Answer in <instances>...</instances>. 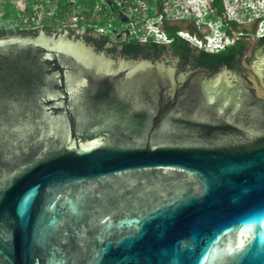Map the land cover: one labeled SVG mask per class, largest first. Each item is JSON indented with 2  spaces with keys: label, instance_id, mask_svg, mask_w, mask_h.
<instances>
[{
  "label": "water",
  "instance_id": "1",
  "mask_svg": "<svg viewBox=\"0 0 264 264\" xmlns=\"http://www.w3.org/2000/svg\"><path fill=\"white\" fill-rule=\"evenodd\" d=\"M247 69L0 36V264H264V61Z\"/></svg>",
  "mask_w": 264,
  "mask_h": 264
},
{
  "label": "trees",
  "instance_id": "2",
  "mask_svg": "<svg viewBox=\"0 0 264 264\" xmlns=\"http://www.w3.org/2000/svg\"><path fill=\"white\" fill-rule=\"evenodd\" d=\"M41 1L43 2L44 0H25L21 3L19 0H0V36L7 34L36 36L41 30L58 35L65 31H69L71 36L84 38L88 43L94 45L97 50L105 51L112 56L120 55L128 58H138L143 56L139 55L141 47L148 50L159 44V42L155 41L153 38L142 41L140 39V36L142 35L141 31L133 32L127 35L123 40L119 38L115 41L111 37L112 35L110 31L114 30L117 25L121 26L123 24V21L120 18V15L124 13L122 12L123 8L115 5L117 2L114 1L116 0H50L49 5L51 7L53 6L55 11L51 16H45L44 18L41 17L42 24L36 25L34 20L38 18V16L34 14V5L36 3H41ZM147 1L149 14L151 16L155 14L154 10L156 5L160 8V12L163 13L165 19L166 13L164 12V0ZM99 4H101L102 7L97 10L96 7ZM126 5L127 4H124L123 6L125 7ZM214 5L217 8H224L222 0H215ZM76 8H80L85 17L78 28L69 26L67 22L70 14ZM107 12H114L117 18L110 19V17L106 15ZM25 17L30 18V21H32L30 25H27L30 21L27 24L24 23L23 19ZM59 21L64 25L57 24ZM84 26V31L80 32L79 30ZM98 27H107L110 31L108 30L106 33H101L98 31ZM178 29L179 27L173 26L168 30L163 29V31L171 39L170 46L175 51L185 53L189 50L187 44L190 41L179 36L177 34ZM226 34L232 37L229 29ZM259 39L264 49V34L259 37ZM119 50H122L123 52H120ZM240 54L241 48H239V46L229 45L225 49L217 52L210 53L201 51V53L196 56L195 63L208 67V69H211V73H213V71L214 73H217L222 67H224V65L226 67H233L237 58L240 57ZM144 58H146V56ZM202 70L198 69L193 71H199L204 74Z\"/></svg>",
  "mask_w": 264,
  "mask_h": 264
},
{
  "label": "flooded vegetation",
  "instance_id": "3",
  "mask_svg": "<svg viewBox=\"0 0 264 264\" xmlns=\"http://www.w3.org/2000/svg\"><path fill=\"white\" fill-rule=\"evenodd\" d=\"M151 1V0H149ZM223 1L224 8H217L214 3L215 0H201L199 7L196 8V16L192 17L189 25H184V16L177 18L175 22H172L169 18V14L163 17L161 28L162 30H168L170 27L177 26V34L181 36L182 31L186 30L187 32L194 33L195 37L201 39V43L188 42L189 50L187 52L175 51L170 45V43H159L157 46H154L148 50H145L143 47L139 50V55H143L146 58H149L153 61H164L167 64H177L180 67H184L185 70H202L205 75L212 77L216 75V72L211 73V69L204 67L195 63L196 56L202 52H217L219 50L225 49L229 45L239 46L241 48L240 57L237 58L233 67H222L219 71L226 69L229 71L230 75H239L242 72H248L247 66L255 63H260L264 61V49L260 42L259 37L264 33L258 35L257 27L259 23L263 20L262 17H256V25L254 28H249L247 25H244L242 20L233 18L228 12L227 2ZM247 9V8H246ZM248 11H251L247 9ZM155 12L160 13V8L155 5ZM216 18H219L220 28L223 32V37L227 39L226 44H224L223 49L217 48L212 49L209 47V43L213 39H208L207 42L204 41L208 37L209 29L207 30L208 23L211 24V21ZM236 21V22H234ZM213 23V22H212ZM231 31L232 37L226 34L227 30ZM181 32V33H180ZM182 37V36H181ZM184 38V37H183ZM187 39V38H185ZM188 40V39H187ZM240 41V42H239ZM145 50V51H144ZM123 52L122 50H119ZM118 56V55H116ZM211 73V74H210Z\"/></svg>",
  "mask_w": 264,
  "mask_h": 264
},
{
  "label": "rangeland",
  "instance_id": "4",
  "mask_svg": "<svg viewBox=\"0 0 264 264\" xmlns=\"http://www.w3.org/2000/svg\"><path fill=\"white\" fill-rule=\"evenodd\" d=\"M25 0H19V2H23ZM50 0H44L42 3L44 4L43 7H39L40 9V13L42 14L41 17H45V16H51L52 13H49V11H55L54 7L52 6L51 9H48L46 7V5L49 3ZM72 1H76V0H72ZM130 1V2H128ZM134 3L131 5V0H116L114 2H117L115 5L120 6L121 8H123L122 13L120 15V18L123 21V24L121 26H116V28H114V30L110 31L111 33V37L116 41V39H125L127 35L131 34L132 32H134V30L139 31V29L144 30V28L146 27V25L150 22V18L149 17H156L157 16V12H155L154 15H147V9H143L142 7L145 5L146 7H148V11H149V6H148V1L147 0H132ZM201 0H164V7H166V9L168 10V16L171 19L172 22L177 21V18L183 19L181 18L182 15H185L184 17V25H189L188 23L190 21H192V17L196 16L195 10L197 7H199ZM226 4L228 7L227 12L233 17V18H237L239 20H242L244 25H247V27L249 28H254L256 25V17L261 16V12L259 9H261L259 7V5H257V0H226ZM250 3L252 5H254L253 8L249 9L251 11H248L245 6L246 3ZM261 4L264 5V0H262L260 2ZM127 4L126 7H124L123 5ZM144 4V5H143ZM114 5V6H115ZM140 5L141 6V10H137L135 7ZM132 7V9H131ZM76 11L81 12L80 8H76ZM48 11V12H47ZM116 11V10H113ZM118 12V11H117ZM108 17H110V19H114L115 17L117 18L116 14H114V12H107ZM147 15V16H145ZM263 15V14H262ZM38 17L36 18L34 21L36 22L35 24H42V18ZM50 21V20H48ZM32 21H30V23H28L27 25H30ZM68 22V20H67ZM213 22V23H212ZM57 24L59 25H64L61 21H59ZM220 26V21L219 18H216V20L214 19L213 21H211V24L208 23V26L206 27L207 30L209 29V33L207 36H211L213 41L209 42L210 43V47L212 49H217L216 47H218V45H224L223 42H227V40L222 41V36H223V32L221 31V29L218 30V27ZM81 28H85L81 27ZM184 35L187 36V31L184 30ZM106 32V30H105ZM104 32V33H105ZM189 34L192 35V37L189 35V37L195 41V43H197V39L200 41L201 39L198 37L194 36V33H190ZM264 33V17L263 20L259 23L258 27H257V34L260 35ZM143 37V35H142ZM217 45V46H216Z\"/></svg>",
  "mask_w": 264,
  "mask_h": 264
},
{
  "label": "built area",
  "instance_id": "5",
  "mask_svg": "<svg viewBox=\"0 0 264 264\" xmlns=\"http://www.w3.org/2000/svg\"><path fill=\"white\" fill-rule=\"evenodd\" d=\"M139 1H142V0H139ZM128 2H130V1H128ZM133 4H136V3H134L131 0V5H133ZM145 5L142 7V10L143 9H145V10L147 9V15H149L148 7H146ZM43 6H44V4L42 3V1H41V3H36L34 5V14L37 15L38 17H41L42 16V14L40 13L39 7H43ZM46 7L48 9H51V6L49 5V3L46 5ZM101 7H102V5L99 4V5H97L96 9L99 10ZM135 8L137 10H141V6L140 5L136 6ZM131 9H132V7H131ZM164 12L166 13V15L168 14V10L166 9V7H164ZM49 13H52L53 14V11L52 12L49 11ZM147 15H145V16H147ZM149 18H150L149 19L150 22L146 25V27L144 28V30L139 29V31H141L142 32V35H143V37H142V35L140 36V39L141 40H148L149 38H153L157 42H170V38L160 28V23L163 20V13L160 12V13L157 14L156 17H149ZM84 19H85V17H84V14H82V12H79V11L74 10L70 14V16L68 18V25L69 26H74V27H80V23ZM23 20H24V23L27 24L30 21V18L25 17ZM107 29H109V28H107V27H98V31L101 32V33H104L105 30L107 32L108 31ZM134 32H136V30H134Z\"/></svg>",
  "mask_w": 264,
  "mask_h": 264
},
{
  "label": "clouds",
  "instance_id": "6",
  "mask_svg": "<svg viewBox=\"0 0 264 264\" xmlns=\"http://www.w3.org/2000/svg\"><path fill=\"white\" fill-rule=\"evenodd\" d=\"M262 0H257V5H259V7L261 8V9H259L260 10V12H261V16H259V17H264V5L263 4H261L260 2H261ZM246 3V6H245V8H247V9H251V8H253L254 7V5H252V4H250V3H247V2H245ZM263 14V15H262ZM161 25H162V22L160 23V28H161ZM219 29H221L220 28V26L218 27V30ZM161 30H162V28H161ZM163 31V30H162ZM221 31H222V29H221ZM164 32V31H163ZM184 32L185 31H182V33H181V36L182 37H184V38H187L189 41H192V42H195V41H193L190 37H189V35L192 37V35L191 34H189L188 32H187V36L186 35H184ZM154 33V32H153ZM168 36V35H167ZM195 36V35H194ZM207 38L208 39H212V37L211 36H208V37H206L205 39H204V41H206L207 42ZM171 40V39H170ZM225 40H227V39H225L223 36H222V41H225ZM197 41H198V43H201V40L199 41L198 39H197ZM210 42V41H209ZM209 42H207V45H208V43ZM224 44H226L225 42H223ZM209 45H210V43H209ZM211 46V45H210ZM209 46V47H210ZM217 46V45H216ZM223 44L222 45H218V47H216V48H220V49H223ZM215 52V51H214Z\"/></svg>",
  "mask_w": 264,
  "mask_h": 264
}]
</instances>
